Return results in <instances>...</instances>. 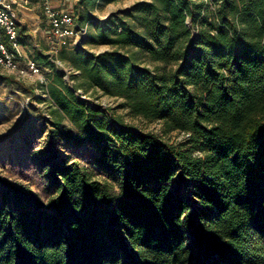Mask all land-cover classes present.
I'll return each instance as SVG.
<instances>
[{
	"label": "trees",
	"instance_id": "trees-1",
	"mask_svg": "<svg viewBox=\"0 0 264 264\" xmlns=\"http://www.w3.org/2000/svg\"><path fill=\"white\" fill-rule=\"evenodd\" d=\"M122 1L78 0L82 46L57 56L72 87L39 52L44 83L8 81L41 90L50 141L95 146L119 190L56 154L46 201L0 176V264H264V0H132L94 22ZM89 90L183 140L108 122Z\"/></svg>",
	"mask_w": 264,
	"mask_h": 264
},
{
	"label": "rangeland",
	"instance_id": "rangeland-1",
	"mask_svg": "<svg viewBox=\"0 0 264 264\" xmlns=\"http://www.w3.org/2000/svg\"><path fill=\"white\" fill-rule=\"evenodd\" d=\"M78 0H56V5L63 10L69 12L75 17L77 22L76 6ZM133 4L132 0L103 4L93 12L94 22L99 23L113 13L129 8ZM26 7V6H25ZM35 14L39 12L38 5L30 6ZM28 18V17H27ZM28 20V19H27ZM35 19H29L24 25V31H31L34 28ZM84 29L89 27L85 24ZM37 34V44L43 54L47 51L45 37L40 39ZM27 38V37H25ZM93 53H100L109 50L107 46L90 47ZM27 52V51H26ZM23 51V53L26 54ZM58 53L49 55L54 58L59 71L65 74V81L69 87L74 82L71 80L72 67L57 60ZM34 52L32 51V56ZM28 56V53H27ZM48 56V55H47ZM49 70H44L36 76H25L24 78H16L15 75L9 74L0 69V176L10 185L21 187L29 190L31 194L37 195L41 200L46 201L49 198L50 178L49 172L51 163L46 162L50 154H56L59 158L69 157L71 161L79 163L86 168L91 176L100 181H108L111 183L113 191L119 190V184L115 179H110L98 167L96 160L99 152L93 145L83 144H67L62 139H53L50 141L48 124L49 115L47 107L43 103H38V97L46 98L41 90L36 91L35 98L19 93L15 85L9 84L10 80L22 81L25 86H34L42 81ZM12 78V79H11ZM79 92V93H78ZM86 105L90 108H98L105 112L108 122H112L113 113L121 116L128 126H133L137 131L143 134H154L163 142L174 143L183 140V136L178 133H171L168 136H162L161 125L159 123L148 124L140 119L130 116L129 111L120 108L121 101L102 95L101 92L89 90L86 94L82 91L76 93ZM44 109V113L38 110ZM72 128L71 124H68ZM74 132L76 131L73 128ZM58 159H52V163H57ZM0 190L2 187L0 186Z\"/></svg>",
	"mask_w": 264,
	"mask_h": 264
},
{
	"label": "built area",
	"instance_id": "built-area-1",
	"mask_svg": "<svg viewBox=\"0 0 264 264\" xmlns=\"http://www.w3.org/2000/svg\"><path fill=\"white\" fill-rule=\"evenodd\" d=\"M31 0H0V69L16 78L36 76L42 72L36 60L23 53L19 42L20 5H27ZM41 9L45 36L49 40L50 52L58 53L82 46L86 30L78 27L75 17L62 9L51 6L52 0H37ZM38 30L35 29L34 33ZM45 78L40 81L44 83Z\"/></svg>",
	"mask_w": 264,
	"mask_h": 264
},
{
	"label": "crops",
	"instance_id": "crops-1",
	"mask_svg": "<svg viewBox=\"0 0 264 264\" xmlns=\"http://www.w3.org/2000/svg\"><path fill=\"white\" fill-rule=\"evenodd\" d=\"M38 5L39 4L37 3V0H31V2L27 5H20L19 6V11L20 12V21H21V27L20 28V31H19V38L21 39L22 41V46H23V51L26 52V56H27V53L30 57H33L36 53H42L41 51H43V48H40V46L37 44V34H39L40 36V39L44 38L46 39V49L47 51L45 52V56H49V55H52L51 52H50V45L49 44V40L48 38L45 36V32H44V24L42 23V17H41V9L39 7V12L40 13H37L35 14L33 12V9H31L30 6L32 5ZM26 6V7H25ZM51 6L53 8H57V9H62L60 8V6H57L56 5V0H52V3H51ZM63 10V9H62ZM65 11V10H64ZM28 17V18H27ZM28 19V20H27ZM29 19H35V25H34V28L31 30V31H24L25 30V24L29 21ZM37 29L38 31L36 33H34V30ZM27 37V38H25ZM26 39V40H25ZM32 51L34 52L33 56H32Z\"/></svg>",
	"mask_w": 264,
	"mask_h": 264
}]
</instances>
